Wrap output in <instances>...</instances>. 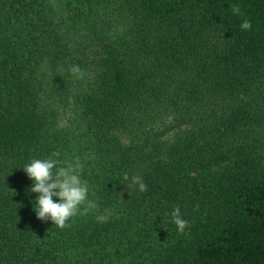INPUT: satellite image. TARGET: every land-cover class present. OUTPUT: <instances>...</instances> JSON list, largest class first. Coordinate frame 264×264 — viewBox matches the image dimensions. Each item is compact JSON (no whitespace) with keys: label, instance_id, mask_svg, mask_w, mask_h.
Here are the masks:
<instances>
[{"label":"trees","instance_id":"trees-1","mask_svg":"<svg viewBox=\"0 0 264 264\" xmlns=\"http://www.w3.org/2000/svg\"><path fill=\"white\" fill-rule=\"evenodd\" d=\"M55 152L63 229L22 170ZM0 264H264V0H0Z\"/></svg>","mask_w":264,"mask_h":264},{"label":"clouds","instance_id":"clouds-1","mask_svg":"<svg viewBox=\"0 0 264 264\" xmlns=\"http://www.w3.org/2000/svg\"><path fill=\"white\" fill-rule=\"evenodd\" d=\"M235 11L239 12L238 9ZM240 28L242 31L250 30L252 22L244 19ZM70 72L77 79L84 77V72L78 65L71 66ZM59 157L60 153L55 152L47 158H33L22 170L32 181L30 192L37 194L34 201L37 218L51 221L63 229L72 217L81 212V206L88 198L89 187L81 178L80 163L76 161L64 165ZM123 180L130 181L140 192L147 191V185L140 176L130 177L124 174ZM171 215L177 231L184 232L188 221L183 218L180 208H175Z\"/></svg>","mask_w":264,"mask_h":264},{"label":"rangeland","instance_id":"rangeland-1","mask_svg":"<svg viewBox=\"0 0 264 264\" xmlns=\"http://www.w3.org/2000/svg\"><path fill=\"white\" fill-rule=\"evenodd\" d=\"M54 1V0H53ZM68 117L65 115V114H63V117H62V119H63V121L64 122H66V119H67Z\"/></svg>","mask_w":264,"mask_h":264}]
</instances>
